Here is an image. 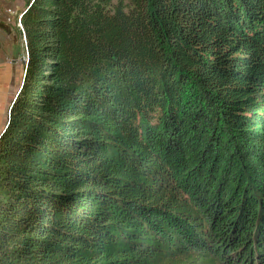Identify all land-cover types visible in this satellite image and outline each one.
Instances as JSON below:
<instances>
[{
	"label": "trees",
	"instance_id": "trees-1",
	"mask_svg": "<svg viewBox=\"0 0 264 264\" xmlns=\"http://www.w3.org/2000/svg\"><path fill=\"white\" fill-rule=\"evenodd\" d=\"M19 17L0 264H264V0Z\"/></svg>",
	"mask_w": 264,
	"mask_h": 264
},
{
	"label": "rangeland",
	"instance_id": "rangeland-1",
	"mask_svg": "<svg viewBox=\"0 0 264 264\" xmlns=\"http://www.w3.org/2000/svg\"><path fill=\"white\" fill-rule=\"evenodd\" d=\"M30 0H0V133L20 87L26 53L18 22Z\"/></svg>",
	"mask_w": 264,
	"mask_h": 264
},
{
	"label": "water",
	"instance_id": "water-1",
	"mask_svg": "<svg viewBox=\"0 0 264 264\" xmlns=\"http://www.w3.org/2000/svg\"><path fill=\"white\" fill-rule=\"evenodd\" d=\"M18 22H19V24H20V17H19V19H18ZM20 28H21V25H20ZM23 77H24V72H23ZM21 86H22V81H21L20 87H21ZM20 87H19V89H18V92H19V90H20ZM18 92L16 93V95H15V97H14V99H13L12 102H14V100H15V98H16ZM9 110H10V108H9Z\"/></svg>",
	"mask_w": 264,
	"mask_h": 264
},
{
	"label": "built area",
	"instance_id": "built-area-1",
	"mask_svg": "<svg viewBox=\"0 0 264 264\" xmlns=\"http://www.w3.org/2000/svg\"><path fill=\"white\" fill-rule=\"evenodd\" d=\"M8 115H9V109H8V112H7V118H8Z\"/></svg>",
	"mask_w": 264,
	"mask_h": 264
},
{
	"label": "crops",
	"instance_id": "crops-1",
	"mask_svg": "<svg viewBox=\"0 0 264 264\" xmlns=\"http://www.w3.org/2000/svg\"><path fill=\"white\" fill-rule=\"evenodd\" d=\"M16 95V94H15ZM15 97V96H14ZM14 99V98H13ZM5 124H6V120H5ZM4 129V128H3Z\"/></svg>",
	"mask_w": 264,
	"mask_h": 264
},
{
	"label": "bare ground",
	"instance_id": "bare-ground-1",
	"mask_svg": "<svg viewBox=\"0 0 264 264\" xmlns=\"http://www.w3.org/2000/svg\"><path fill=\"white\" fill-rule=\"evenodd\" d=\"M20 25V24H19Z\"/></svg>",
	"mask_w": 264,
	"mask_h": 264
}]
</instances>
